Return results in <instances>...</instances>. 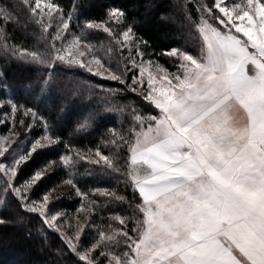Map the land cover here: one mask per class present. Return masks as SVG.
<instances>
[{
	"label": "snow or ice",
	"instance_id": "1",
	"mask_svg": "<svg viewBox=\"0 0 264 264\" xmlns=\"http://www.w3.org/2000/svg\"><path fill=\"white\" fill-rule=\"evenodd\" d=\"M86 7L84 0H0V87L12 92L8 64L37 66L39 82L24 85L36 88L33 101L68 72L87 73L88 98H102L70 118L77 92L54 97L45 112L0 97V126L8 129L0 134V209L11 202L26 214L0 215V226L24 224L22 239L38 236L51 264H264V0H180L175 7L194 44L180 33L159 51L139 34L147 15L108 6L94 19ZM28 27L38 30L39 47L16 41L15 30ZM127 94L142 107L123 103ZM106 113L125 120L104 126ZM37 126L42 132L32 137ZM77 136L95 139L79 146ZM56 146L63 148L57 159L21 178L40 151ZM57 169L65 177L37 196ZM61 186L77 200L71 213L57 206ZM28 216L39 219L35 230Z\"/></svg>",
	"mask_w": 264,
	"mask_h": 264
},
{
	"label": "trees",
	"instance_id": "2",
	"mask_svg": "<svg viewBox=\"0 0 264 264\" xmlns=\"http://www.w3.org/2000/svg\"><path fill=\"white\" fill-rule=\"evenodd\" d=\"M62 2L67 5L71 0H62ZM84 2L87 5L86 9H84V14L87 15L88 18L98 19L102 17L108 6L123 7L129 12L130 16H136L137 18H142L147 15L148 23L140 28L139 34L156 45L157 51H159L161 47L176 41L179 38L178 34L180 33L185 34L188 46L194 44V41L187 37L186 29L183 27V14L175 7L180 0H151V3L156 4L157 7L150 11L146 10L143 6L148 3L149 0H84ZM161 12L168 13L171 18L166 22L160 21L158 16ZM36 33H38V30L32 27H28L27 29L17 28L15 30V39L16 41L23 42L26 46L39 47L40 43ZM102 40L103 34L101 33L94 39V42H100ZM162 62H164L163 58ZM0 65H4V59L2 56H0ZM7 69L6 75L8 82L12 86V92L8 93L0 87V97L12 95L15 98H19L21 102L28 100L29 103H36L42 112H45L46 109H48L54 97H58L61 94H71L73 92L78 93V97L71 105L70 118L87 115L89 111L96 108L102 102V98H97L95 96H93L92 99L88 98L89 89L86 88L83 83L84 80L89 79L87 73H60L57 87L54 90L43 94L41 99L33 101L32 96L36 94V88L26 89L24 85L29 80H36L39 82L44 70L37 66L21 67L16 64H8ZM91 81L102 82L106 86L112 88L122 87L110 80L100 81L99 77H92ZM133 100L137 101L136 106L142 107L138 98L134 94H127L126 98L123 99V103H131ZM124 120L125 116L118 113H106L102 124L107 127L119 126L120 122ZM124 126L127 127V123H125ZM65 128H67V121H62L58 125V130L63 131ZM7 130L6 126H0L1 133H5ZM101 131H103V127L101 128ZM41 132L42 129L37 126L31 136H38ZM70 132L71 129L64 132L65 138H67ZM94 139L95 137L82 139L77 136L73 142L79 146H90ZM62 152L63 148L61 146L40 151L39 154L24 167L21 178H27V176L31 175L37 167L43 165L46 161L57 159ZM85 167L86 166L82 164L78 171L83 173ZM64 177L65 173L62 170L57 169L37 186L35 194L39 196V194L47 188L59 184ZM89 182L92 184L98 183L100 186H114L111 179H101L97 181L90 178ZM61 187L58 189L60 193L64 194V196L57 202V206L65 208L71 213L76 207L77 200L75 198L68 199L66 194L68 193L69 188L67 186ZM17 212H19L20 215H26L11 202L7 208L0 209V215L7 217H14ZM27 224L35 230L40 226V221L34 216H28ZM24 231V224L0 226V264H51L52 252L50 250L41 251L42 245L38 236L32 242L24 241L22 239ZM50 244L53 248L55 247L56 240L54 237L50 240Z\"/></svg>",
	"mask_w": 264,
	"mask_h": 264
},
{
	"label": "rangeland",
	"instance_id": "3",
	"mask_svg": "<svg viewBox=\"0 0 264 264\" xmlns=\"http://www.w3.org/2000/svg\"><path fill=\"white\" fill-rule=\"evenodd\" d=\"M5 133H6V132H5ZM0 134H4V133H1V132H0ZM61 188H62V187H61ZM57 191L59 192V189H58ZM81 218L83 219V217H81Z\"/></svg>",
	"mask_w": 264,
	"mask_h": 264
}]
</instances>
